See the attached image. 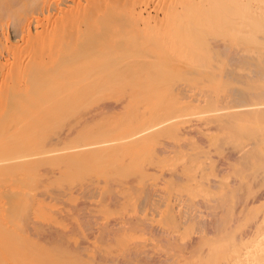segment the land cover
Instances as JSON below:
<instances>
[{
    "label": "bare ground",
    "instance_id": "1",
    "mask_svg": "<svg viewBox=\"0 0 264 264\" xmlns=\"http://www.w3.org/2000/svg\"><path fill=\"white\" fill-rule=\"evenodd\" d=\"M51 1L0 0V201L19 210L0 219V264H264V0H80L45 16ZM99 21L186 28L160 30L173 51L159 62L109 72V54L82 60L94 34L80 25ZM112 113L113 128L84 127ZM26 202L47 248L22 236Z\"/></svg>",
    "mask_w": 264,
    "mask_h": 264
},
{
    "label": "rangeland",
    "instance_id": "2",
    "mask_svg": "<svg viewBox=\"0 0 264 264\" xmlns=\"http://www.w3.org/2000/svg\"><path fill=\"white\" fill-rule=\"evenodd\" d=\"M54 1V0H53ZM56 1L57 0H55V2H53L52 3V1L51 2H49L50 4H51V6H53V7H51L49 4L48 5H46L45 6V8L43 9V13L46 11V14L47 15H51L52 17H54L53 15H57L56 13L58 12V11H60V8L62 9V8H64L65 6H69V5H72V4H74V3H77V2H79L80 0H64L67 4H64V5H61L62 3H60V6H59V4H58V1H60V0H58L57 1V3H56ZM64 2V3H65ZM72 2V3H71ZM80 2H82V1H80ZM54 4H56V5H54ZM254 4V3H253ZM48 6V7H47ZM63 6V7H62ZM50 7V8H49ZM47 9V10H46ZM54 10V12H53V10ZM56 11V12H55ZM150 12H151V14L153 15V16H156V13L154 12V10L153 9H150L149 10ZM49 13V14H48ZM44 15H45V13H44ZM46 16V15H45ZM44 16V17H45ZM158 16L159 17H161V16H163L162 15V13L161 12H159L158 13ZM42 16H40V19H42L41 18ZM162 18V17H161ZM54 19V22H55V18H53ZM52 20V19H51ZM108 23L109 24V22L110 21H102V23H104V24H101V21H99V25H98V22H97V24H94V25H90L89 24V26L88 25H85V24H81L80 25V27H81V29L78 31V32H80L79 33V40H81L82 42H84L85 41V39H88L87 37H89L91 34H94L93 35V38H92V40L95 42H93L92 41V43H90L91 41H88L89 43V45L87 46V49H90V50H86V51H88L87 52V54H86V52H85V56L86 57H82V60H84V59H89V57L90 56H95V57H93V58H95L94 60H96L97 61V59H99V62H101L103 59H104V57H103V54H104V56H105V58L107 57V55L109 56V58H108V60L109 59H111L110 61L112 62H110V61H108V63H106V64H108L109 66H110V70H108V65H107V71H111V69H113V71H114V68H116V66H117V69H123V67H124V69H125V67L128 65V63L130 62H132L133 60L136 62V60H137V57L139 58V59H143L145 56L142 54L141 55V52H143L144 54H146V57L145 58H147V56H148V58L151 56L150 54H154L155 52H153V51H159L160 50V52H162V53H167L166 55H170V53L168 52L169 50L170 51H173L172 50V48L171 47H169V45H170V43H171V46L173 45V43H172V41L171 42H168L169 43V45H168V43H164L165 42V39L167 38L166 37V35L165 34H161L160 36H159V32H161L163 29L164 30H166V28H167V31L169 30H171L172 29V27H173V29L174 30H178L179 28L178 27H182L183 25V27L182 28H180L179 30L180 31H184L183 29H185L186 28V24H185V21H114V23L112 22L111 24H106V23ZM52 23H53V21H51V23L50 22H48L47 23V26H49V28H51L50 29V33L51 32H56L57 31V29H53V28H55L56 26H58V24L60 23H58L57 25H56V23L55 24H53V25H56L55 27H50L51 25H52ZM65 24V23H64ZM63 24V25H64ZM147 24V25H146ZM40 25H42V24H39V26H38V24L37 23H32L31 24V26H30V31L32 32V33H34V32H42L43 30V28H41L40 29ZM52 25V26H53ZM96 25V26H95ZM43 26V25H42ZM61 26V23L59 24V27ZM65 26H66V28H68L69 29V25L67 26L66 24H65ZM87 26H88V28H87ZM99 26V27H98ZM102 26V27H101ZM149 26V27H148ZM6 27V26H5ZM10 27V28H9ZM36 27V28H35ZM59 27H58V29H59ZM62 27V26H61ZM74 27H75V25H74ZM105 27V28H104ZM151 27H156V29L158 30V31H156V29H154V32L152 31L153 29L151 28ZM185 27V28H184ZM65 27H63V29H66ZM93 28H94V30H93ZM98 28V29H97ZM106 28H108V30H106ZM137 28H139V29H137ZM146 28V29H145ZM6 29V32H7V36L9 37V38H11V39H13L15 36H14V34H13V31H12V29H11V26H9V25H7V27L5 28ZM38 29H40V30H38ZM62 29V28H61ZM61 29H60V31H58L60 34H58V35H60V37H56V34H53V33H51L53 36L55 35V37H56V39H58L57 40V43H59L60 44V46L61 47H65V48H68V46L70 45H72L74 42H71V40H69V39H67L69 42H67V40L65 39L64 41L65 42H62L61 40V38H63V37H61L62 35L61 34H63V29H62V31H61ZM85 29V30H84ZM100 29V30H99ZM143 29H145V30H143ZM150 29V30H149ZM162 29V30H161ZM51 30H53V31H51ZM161 30V31H160ZM173 30V31H174ZM178 30V31H179ZM156 31V32H155ZM65 32V31H64ZM108 32V33H107ZM144 32H145V34H144ZM147 32V33H146ZM148 32L150 33L151 32V34L152 33H156V35H154V37L150 34V35H148ZM166 32V31H165ZM158 33V34H157ZM164 33V32H163ZM167 33V32H166ZM182 34V33H181ZM64 35H65V33H64ZM164 37H163V36ZM66 36V35H65ZM81 36V37H80ZM148 36H149V38H148ZM54 37V38H55ZM84 37V38H83ZM96 37V38H95ZM125 37L127 38V39H125ZM137 37V38H136ZM147 37V38H146ZM166 37V38H165ZM168 37H172L171 35H169ZM105 38V39H104ZM159 38V39H158ZM162 38V39H161ZM108 39V40H107ZM121 39V40H120ZM174 39V38H173ZM60 40V41H59ZM75 40V39H74ZM78 40V41H79ZM104 40H105V42H104ZM146 40V41H145ZM160 40H161V42H160ZM73 41V40H72ZM119 41H121V42H119ZM163 41V42H162ZM56 42V41H55ZM62 44H61V43ZM80 42V41H79ZM87 42V41H86ZM166 42H167V40H166ZM57 43H55V44H57ZM67 43V44H66ZM78 43V42H77ZM97 43H102V44H97ZM103 43H104V45H103ZM140 43V44H139ZM142 43V44H141ZM145 43V44H144ZM93 44V45H92ZM97 44V45H96ZM121 44H123V45H121ZM138 44L139 45H141L142 47H141V50L139 49V51H137V49H138V47H140V46H138ZM149 44V45H148ZM161 44V45H160ZM162 44L164 45V44H167V45H165V47L163 48V46H162ZM83 45H84V43H83ZM96 45V46H95ZM99 45V46H98ZM137 45V46H136ZM94 46V47H93ZM146 46V47H145ZM155 46H157L158 48H160V49H157V47H155ZM166 46H168V48L166 47ZM84 47H85V45H84ZM90 47V48H89ZM99 48V49H98ZM129 48V49H128ZM156 48V49H155ZM166 48V49H165ZM169 48H171V49H169ZM134 49V50H133ZM146 49H148L147 51H146ZM153 49V50H152ZM167 49H169L168 51H167ZM114 50V51H113ZM144 50H145V52H144ZM161 50H163V51H161ZM166 50V51H165ZM103 51V52H102ZM138 53H137V52ZM93 53V54H91V53ZM113 52V53H112ZM123 52V53H122ZM127 52V53H126ZM133 53L132 55H131V53ZM134 52L135 53H137V55L135 56L134 55ZM147 52V53H146ZM169 53V54H168ZM89 54V55H88ZM91 54V55H90ZM138 54H139V56H138ZM148 54V55H147ZM174 53L172 52V55H173ZM98 55V56H97ZM99 55L101 56V57H99ZM127 55V56H126ZM140 55L143 57H140ZM150 55V56H149ZM175 55V54H174ZM87 56H89V57H87ZM125 57V59H124V57ZM132 56V57H131ZM136 58H135V57ZM163 56H165L164 54H163ZM112 57V58H111ZM122 59H120V58ZM152 57V56H151ZM147 58V59H144L145 61H158L159 62V60L158 59H155L154 57H152V58ZM166 57V56H165ZM172 57V56H171ZM119 58V59H118ZM128 60H127V59ZM130 58V59H129ZM155 59V60H154ZM174 59V58H173ZM115 60V61H114ZM132 60V61H131ZM117 61V62H116ZM118 61H119V64L117 65L116 63H118ZM133 61V62H134ZM138 61V60H137ZM152 61V62H153ZM155 61V62H156ZM133 62L131 63V64H129L128 65V67H129V70H130V68H132V70H134L133 69V66H132V64H133ZM134 62V63H135ZM102 63V62H101ZM101 63L99 64V65H101ZM105 63V62H104ZM115 64V66H114V64ZM122 63V64H121ZM106 64H105V68H106ZM113 64V65H112ZM121 64V65H120ZM111 65H112V67H111ZM120 65V66H119ZM130 65H131V67H130ZM134 65V64H133ZM172 65H177V66H183L182 68H186V69H188V67H186V66H184L183 64H180V63H178V62H175V63H173ZM172 65H171V67H172ZM98 66V65H97ZM113 66H114V68H113ZM180 66H179V68H180ZM101 67H102V65H101ZM127 67V68H128ZM135 67L137 68H139V66L138 65H135ZM134 67V68H135ZM126 68V69H127ZM172 68H175V67H172ZM181 68V69H182ZM183 69V70H184ZM136 70V69H135ZM109 72H106V77H108L107 75V73H109ZM135 72V71H134ZM170 81V80H169ZM173 82L172 83H170L169 82V85L171 86V85H174L175 83V85H180V84H183V82L182 81H179V79H175V81H177V82H174V79L172 80ZM174 83V84H173ZM127 88V87H126ZM130 88V87H129ZM128 88V89H129ZM129 90H132V89H129ZM127 91V90H124L125 92H123L122 94H119L116 98L119 100L120 98H122V96H130V92L131 91ZM134 93L135 92H137L136 90H132ZM114 97V98H115ZM117 99H115V100H113V101H116ZM136 106H138V105H136ZM140 106V105H139ZM138 106V107H139ZM135 109V107L133 108V107H131L128 111L130 112H135V111H133ZM137 109V108H136ZM118 114V113H117ZM113 115V113L112 114H110V115H107V117H104L105 119H100V120H95L94 122H92V123H90V124H87V125H89V126H87L86 124L84 125V127H93L94 126V129L95 128H99V126L101 127L102 126V124L104 125V126H102V127H106L107 128V126H108V128L107 129H111V128H113V126H116L119 122H120V115H119V118H118V115ZM182 114H185V113H181V115ZM112 115V116H111ZM115 118H114V117ZM183 116L184 115H182V117L181 118H183ZM70 117V118H69ZM74 117H76V115H74L73 117H72V115L71 116H68V120L67 121H65V126L67 127L68 126V128H66L65 127V129L68 131V130H70L71 128H72V126H73V124L72 123H75L76 121V119L74 118ZM110 117V118H109ZM72 118H74V119H72ZM116 118H118V120L116 119ZM186 118H191L190 116H187L186 117V115L184 116V118L183 119H181L180 121H185L186 120ZM110 119V120H109ZM112 119H113V122H112ZM185 119V120H184ZM102 120V121H101ZM116 120V121H115ZM69 122H71V123H69ZM104 122V123H103ZM110 122H112V123H110ZM117 122V123H116ZM67 123H69L68 125H66ZM109 123H110V125H109ZM98 124H100V125H98ZM112 124V125H111ZM114 124H116V125H114ZM95 125H97V126H95ZM106 125V126H105ZM71 126V127H70ZM111 127V128H110ZM169 142V141H168ZM172 142V141H171ZM159 147V146H158ZM180 166V167H179ZM177 167L178 168H182V166L181 165H177ZM167 168V167H166ZM166 168H164L163 169V171L164 172H166V173H168L169 171H167V169L168 170H170L171 171V169L170 168H172V167H168L167 169ZM158 169V168H157ZM157 174H155V176H156ZM159 175V178L157 177H153V179H155V182L154 183H156V181L158 182V180L161 178V176H160V174H158ZM162 179V178H161ZM160 181V180H159ZM159 188H162L164 191H167V189H166V187H164V186H159ZM27 203V204H26ZM26 203H24V204H26V205H24V204H22L23 206H25V210H23V212L21 211V214L20 215H22L23 216V218L25 219V220H30V221H32V223H33V225L31 226V231H29L26 227L25 228H23V231H24V233H22V236L23 237H25V238H27V239H31V242L32 243H34L35 244V242L37 243L38 242V244H36L37 246H39L40 245V248L42 247V248H47L48 247V245H47V247H45V244H46V242H44L43 241V239H42V233H43V230H44V228H46V223H45V221H43L42 220V218L41 217H39L38 215H37V213H36V210H34V208L32 207V203H29V202H26ZM9 204L10 203H8V201H0V210H1V208L4 210H2L3 211V214H2V212H0L1 213V215L2 216H0V219H2V222L4 223V224H8V220H9V218L11 217V214L10 213H14V212H16V213H19L18 211V209H12V207H10L9 206ZM1 205L3 206V207H1ZM32 207V208H31ZM8 208V210H6ZM6 211V212H5ZM37 215V216H36ZM5 217V218H4ZM6 221H5V220ZM23 219V220H24ZM29 221V222H30ZM31 223V222H30ZM45 225V226H44ZM37 226V227H36ZM34 228H35V231H34ZM28 231V232H27ZM38 231V232H37ZM27 232V233H26ZM30 232V233H29ZM33 240V241H32ZM35 241V242H34ZM42 245V246H41Z\"/></svg>",
    "mask_w": 264,
    "mask_h": 264
}]
</instances>
